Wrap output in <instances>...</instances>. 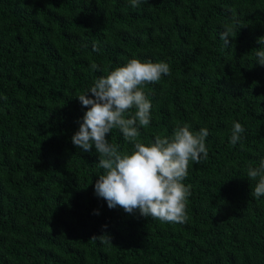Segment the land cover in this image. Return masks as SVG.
<instances>
[{
	"label": "trees",
	"instance_id": "16d2710c",
	"mask_svg": "<svg viewBox=\"0 0 264 264\" xmlns=\"http://www.w3.org/2000/svg\"><path fill=\"white\" fill-rule=\"evenodd\" d=\"M259 48L264 0H0V264H264V195L247 176L264 159ZM133 58L170 68L139 86L152 105L139 142L209 131L182 181L184 223L110 209L95 147L72 143L88 110L77 97ZM106 139L134 150L118 129Z\"/></svg>",
	"mask_w": 264,
	"mask_h": 264
},
{
	"label": "clouds",
	"instance_id": "9594fccd",
	"mask_svg": "<svg viewBox=\"0 0 264 264\" xmlns=\"http://www.w3.org/2000/svg\"><path fill=\"white\" fill-rule=\"evenodd\" d=\"M141 2L131 0V6L135 8ZM230 32L225 29L219 34L226 47L229 46ZM258 43L262 42L259 40ZM256 57L257 63L264 65V49L259 48ZM98 67L94 63L91 65L93 70ZM168 74L170 68L165 62H141L133 58L107 76H101L89 90L77 97L88 110L71 139L82 151L90 152L94 146L99 154L97 166L104 172L96 180L94 192L106 200L110 209L119 206L129 214L138 210L141 216L161 222L184 223L187 220L185 202L191 195V185L185 186L182 181L188 175L189 161L199 164L207 158L205 140L208 129L201 128L194 133L185 124L178 126L171 137L156 136L147 146L137 139L138 126L150 124L152 107L139 86L157 82L162 75ZM131 109H135L134 114L126 118L125 113ZM114 128L126 141L133 143L134 150L130 154L119 152L117 146L106 139V134ZM244 131L239 122H234L230 143L237 144ZM247 176L256 181L251 196L259 199L264 195V159L260 160L259 167L249 166ZM91 239L111 242L106 233Z\"/></svg>",
	"mask_w": 264,
	"mask_h": 264
}]
</instances>
